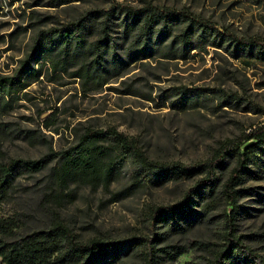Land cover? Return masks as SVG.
Instances as JSON below:
<instances>
[{
	"label": "rangeland",
	"instance_id": "374dc122",
	"mask_svg": "<svg viewBox=\"0 0 264 264\" xmlns=\"http://www.w3.org/2000/svg\"><path fill=\"white\" fill-rule=\"evenodd\" d=\"M58 2L0 0V79L13 75L40 31L71 23L94 9L114 14L111 36L122 56L129 37L121 25L125 17L121 12L144 7L180 12L220 29L226 36L264 42V0H85L49 6ZM182 28V24L174 25L172 34L158 39L159 47L151 58L127 65L120 77L103 87L85 77H74L81 61L64 71L55 70L51 62L37 65L38 78L17 94L12 109L0 116V122L9 129L30 131L40 141H25L16 131L1 132L0 162L39 159L59 152L71 145L75 132L92 127L115 128L135 139L153 161L198 166L212 159L219 142L239 138L258 127L264 122V55L256 52L236 58L225 49L229 44L225 41L185 57L164 58L162 52L178 47L174 37ZM96 38V34L91 36L92 40ZM182 92L201 97L184 103L179 101ZM226 96L232 97L230 103L221 105ZM50 118L53 124L46 129L43 124ZM235 163L234 157L228 158L218 170L219 187ZM56 165L54 160L42 172H20L11 187L10 201L0 205V217L16 212L23 215L27 228L21 234L47 228L58 216L82 240L93 236L125 240L159 235L162 264H213V251L223 241L224 206L180 232L164 225L152 226L144 214L147 204L181 201L200 176L136 187L134 169L126 164L109 188L101 182L83 181L61 188L52 175ZM242 186L250 190L240 200L235 235L264 257V241L255 237L264 233V178L248 176ZM232 209L227 206V213ZM200 242L210 246L204 249L198 245ZM164 251L177 255L172 257ZM141 263V253L128 251L117 264Z\"/></svg>",
	"mask_w": 264,
	"mask_h": 264
},
{
	"label": "trees",
	"instance_id": "16d2710c",
	"mask_svg": "<svg viewBox=\"0 0 264 264\" xmlns=\"http://www.w3.org/2000/svg\"><path fill=\"white\" fill-rule=\"evenodd\" d=\"M73 1L85 0H60L49 6L57 7ZM121 13L125 14L121 25L129 37L123 56L118 53L111 36L114 25L111 11L90 10L71 23L40 31L30 52L20 61L13 75L0 79V116L11 110L17 94L38 78L40 71L36 69L37 65L51 62L55 70L64 71L76 61H81L74 77H85L98 87H103L111 79L120 77L127 65L151 58L157 51L156 46L159 47L158 39L172 34L174 25H183L174 37L178 47L162 52L164 58L185 57L192 51H205L208 46L222 45L225 41L229 43L225 49L236 58L246 54L255 55L256 52V55H264V42L260 39L226 36L220 29L180 12L144 7ZM95 34L97 38L92 40L91 36ZM199 97L200 94L190 96L182 92L179 101H197ZM230 98L224 97L221 105L229 104ZM52 121L53 118L46 119L43 126L50 129ZM7 131H16L18 137L30 143L40 141L30 131L9 129L0 122V133ZM74 136L71 145L59 152H50L39 159L15 158L7 163L0 162V205L10 201L11 187L20 172H42L54 160L57 165L52 168V175L61 188L75 181L86 184L101 182L100 185L109 188L126 164L134 169L132 178L136 187L149 182L165 184L200 176L181 201L170 205L147 204L144 214L149 223L180 232L204 221L209 213L224 206L223 241L213 251V264H264V257L245 244L242 237L235 235L239 203L250 190L242 186L244 179L248 176L264 178V122L249 132H243L239 138L219 142L212 159L198 166L153 161L135 139L115 128L86 127L75 132ZM249 142L252 143L243 148ZM231 157L236 159L235 166L219 187L218 170ZM198 205L200 209H197ZM227 206L233 208L230 214L227 213ZM26 228L27 223L19 212L0 217L2 264H117L128 251L141 253V264H162L164 257L161 254L163 249L157 243L160 241L159 235L155 238L125 240L93 236L82 240L58 216H54L47 228L21 234ZM255 237L264 241V233L255 234ZM198 245L207 249L210 243L200 242ZM171 248L181 250L176 246ZM164 252L172 257L177 255Z\"/></svg>",
	"mask_w": 264,
	"mask_h": 264
}]
</instances>
